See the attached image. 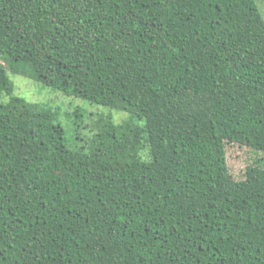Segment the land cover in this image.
<instances>
[{
	"label": "trees",
	"instance_id": "16d2710c",
	"mask_svg": "<svg viewBox=\"0 0 264 264\" xmlns=\"http://www.w3.org/2000/svg\"><path fill=\"white\" fill-rule=\"evenodd\" d=\"M1 57L145 124L70 147L0 62V264H264L259 0H0Z\"/></svg>",
	"mask_w": 264,
	"mask_h": 264
},
{
	"label": "rangeland",
	"instance_id": "374dc122",
	"mask_svg": "<svg viewBox=\"0 0 264 264\" xmlns=\"http://www.w3.org/2000/svg\"><path fill=\"white\" fill-rule=\"evenodd\" d=\"M259 6L264 13V2L259 0ZM0 62L7 68L10 78L16 86V93L30 102L48 105L59 110L58 122L66 130L67 143L70 147H86L97 132L101 122L111 120L115 123L130 121L143 126L145 120L132 114L129 108H110L97 103H89L83 99L63 95L55 88L44 85L33 77L14 73L11 65L3 57ZM71 117L68 114H72ZM227 156L232 173L237 178H243L246 167L263 159V154L253 148L231 143L227 146Z\"/></svg>",
	"mask_w": 264,
	"mask_h": 264
}]
</instances>
